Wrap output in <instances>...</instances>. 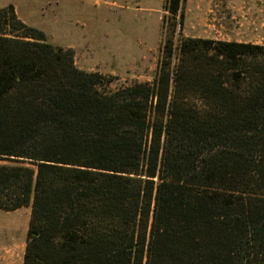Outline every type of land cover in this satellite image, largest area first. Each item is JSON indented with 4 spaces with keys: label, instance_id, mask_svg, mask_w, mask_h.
Listing matches in <instances>:
<instances>
[{
    "label": "trees",
    "instance_id": "1",
    "mask_svg": "<svg viewBox=\"0 0 264 264\" xmlns=\"http://www.w3.org/2000/svg\"><path fill=\"white\" fill-rule=\"evenodd\" d=\"M174 33L151 83L110 89L0 8V210L30 208L22 264H264V46Z\"/></svg>",
    "mask_w": 264,
    "mask_h": 264
},
{
    "label": "rangeland",
    "instance_id": "2",
    "mask_svg": "<svg viewBox=\"0 0 264 264\" xmlns=\"http://www.w3.org/2000/svg\"><path fill=\"white\" fill-rule=\"evenodd\" d=\"M165 4L166 0H0V8L11 5L25 27L71 50L78 69L109 79L110 89L152 82L168 29H175L174 43L180 34L264 46V0H182L183 18L175 27ZM29 215V207L0 210V264H22Z\"/></svg>",
    "mask_w": 264,
    "mask_h": 264
}]
</instances>
